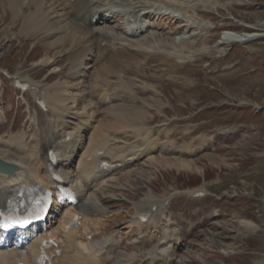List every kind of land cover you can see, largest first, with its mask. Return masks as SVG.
I'll return each mask as SVG.
<instances>
[{
	"label": "rangeland",
	"instance_id": "rangeland-1",
	"mask_svg": "<svg viewBox=\"0 0 264 264\" xmlns=\"http://www.w3.org/2000/svg\"><path fill=\"white\" fill-rule=\"evenodd\" d=\"M211 1L214 7H211L209 11H203L206 13L205 16L210 18L200 19L204 26L206 24L212 28L201 30L200 33L205 39L193 43L196 38L190 37L191 32L183 36L189 44H193L192 50L187 49L189 47L184 49L187 55L190 53L189 50L193 53L196 50V53H199L200 50L205 49L207 57L192 58L194 55H188L185 59L180 58L181 60L191 59L195 63L179 71L178 69L175 71V68L166 72L151 71L150 73L155 74L156 85L162 91L159 97L165 103L163 104L160 100L163 104L160 105L157 100H153L158 98L156 95L147 97L146 100L150 105L148 107L145 105L148 112L145 114L147 113L146 115L150 118L152 116L149 111L150 107L157 106V111L163 107L161 110L169 114V117L158 114L152 107L153 114L158 115V117L154 115L152 120H157L158 124L169 122L168 124L174 130L175 139H178L185 130H188L185 134L193 132V128L197 129L186 137L187 140L200 133L209 136L201 135L204 139L203 143L197 137L199 145L196 146L193 144L194 139L184 141L176 152L192 153L190 151L192 148L202 147L208 139L209 142L198 154L189 156L191 158L178 155L174 153L175 150L168 152L167 149L159 155L162 156L161 159L146 163L145 157V163L140 165L142 168L138 166L111 180L112 184L121 186L117 190L109 189V194L113 197L109 204L114 205L111 207L114 212H120L124 205L120 202V205L116 206L120 193L123 195L130 193L131 196L135 193V197H132L135 199L148 192L151 189L149 186L159 197L166 196L175 189L189 190L206 187L217 197L208 195L205 198L196 199L188 196L179 199L175 196L168 208L167 214L175 219L177 215H180L193 222L189 234L187 233L185 247L179 251L176 264H262L264 263V0ZM7 3L6 0H0V68H8L24 76L31 74L42 79L46 76L47 70L34 68L35 63L40 62L42 58L43 65L52 66L53 70H56L60 51H53V48L48 45H46V50L40 46L35 48V43H39L37 38L32 40L24 38L22 29L18 30L14 21L16 29H13V14L9 11ZM195 6H197L196 13H201L198 5ZM201 7L208 8L209 6L202 4ZM30 9L27 7L28 11ZM190 17L193 16L190 14ZM172 26L176 28L175 25ZM184 27L187 28V26ZM222 27L231 29L223 31L220 30ZM244 30H248L247 40H231L233 36L245 34ZM16 31L18 32L15 33ZM179 33V31L171 30L170 19L164 17L145 34L150 35L152 39L148 44L159 43L161 38L165 37V40L173 41L176 45L179 41ZM224 39L227 42L221 44ZM67 45L68 43L64 47ZM48 54L55 57V64H49V60L47 62ZM66 57L64 58L66 64L60 67V70L66 67L69 72ZM105 64L102 69L110 68L106 61ZM95 74L96 69H92L90 78L93 79ZM69 76L70 74L65 79L59 80L70 81L71 78L67 79ZM5 81L0 79V84L7 83ZM5 95H7L6 92L0 91V101L5 100ZM8 96V101L0 104V116L3 117L2 114L6 113L9 118L7 123H0L6 124L0 125L1 141H7L6 134H17L24 131L33 136L32 125L28 122L29 116L25 108L21 106V102L17 103L16 93L13 92V96L9 93ZM150 100L151 103H149ZM136 103H125L124 109L141 107L133 106ZM121 105L123 104L105 106L110 108L109 113L103 111L105 107L98 109L96 117L98 127L106 126L99 122V119L100 116L105 117L107 114L108 117L112 116V122L108 124L112 125L115 116L111 114V111L123 110ZM175 116L183 119H175ZM47 117V114L46 117L45 114L39 115V119L43 122L45 118L47 120ZM107 121L109 120L102 122ZM12 125L13 131H11ZM19 135L27 137L24 133ZM164 135L166 133L162 134V137ZM5 150L0 146V152L4 154V158L8 154ZM14 150H17L20 154H16L20 156L21 153H27L31 149L28 147L21 149L13 145ZM170 153L174 154L170 155ZM180 160L190 161L192 166L184 167L179 163ZM132 170L135 171L132 172ZM106 189L104 196L107 193ZM106 196L108 201L110 196L108 194ZM156 198V203H158L159 199ZM84 206L88 207L87 201L84 202ZM95 207L94 204L93 208ZM133 213L136 220L134 210ZM70 215L65 218L68 219ZM121 217L122 215H118L114 223L110 222V229L121 226ZM155 221L157 220H153ZM185 223L187 226L190 225L188 222ZM106 225L108 224L105 223L103 226ZM100 232L101 230L98 235ZM113 236L117 241L119 240L118 235ZM106 237H98V240L102 241ZM87 245V252L82 250L84 253L91 250L89 241ZM231 248L242 249L235 254L220 255L221 252L224 253L223 249L230 250ZM144 252L143 249L140 257L145 255Z\"/></svg>",
	"mask_w": 264,
	"mask_h": 264
},
{
	"label": "bare ground",
	"instance_id": "bare-ground-1",
	"mask_svg": "<svg viewBox=\"0 0 264 264\" xmlns=\"http://www.w3.org/2000/svg\"><path fill=\"white\" fill-rule=\"evenodd\" d=\"M124 1V0H121ZM128 5H133V12L128 13L130 15H134L135 17L139 16L141 11L145 10H153L155 7L154 3L150 4L149 0H126ZM8 6L13 10L14 23L17 20H20L22 31L31 34V35H42L45 39L44 42L46 45L54 48L57 45L62 44L63 46L68 43L67 50V61H68V74L71 77L82 78L85 76L84 73H81L79 70L80 62H82L84 56L93 52V45L97 42L98 36L95 32L96 30L91 27H87L85 23L79 21L77 17L82 15L83 17H87L90 12L89 9L93 8L90 6L89 0H7ZM189 3V2H188ZM150 4V5H149ZM187 5V3H185ZM27 7L31 9L28 11ZM183 7L185 5L183 4ZM187 7V6H186ZM197 7V6H196ZM194 7V12H197V8ZM158 12L157 9H155ZM180 20H182L180 18ZM189 20V17L188 19ZM191 22V27H195L197 29L201 24L198 22ZM190 25V23H189ZM209 28L208 26H202V28ZM143 27L140 26L139 30L131 29V34L135 35V32L141 31ZM124 33L123 35L114 34L110 31L103 33L104 39L109 41L110 45L107 49H110L109 59L106 60L107 64L110 66L108 69H101L95 80L91 85H89V96L86 99H79L74 93L71 91L73 88L77 87L75 82L57 80L50 85H40L38 82H34L30 80L31 85H34L29 88L30 92L33 94L34 99H38L37 95L41 94L44 98L47 107L50 111L47 117V129H46V137H44L45 141L50 140L51 138H56L58 133L62 135L69 136V141L65 144L61 145L60 151L62 154V160L59 163L60 169L65 172L67 171L68 176L71 181H74L76 184V178L78 176V170L82 165H86L84 159L85 155H92L91 152L95 150L96 158L91 161L89 167L85 170L90 169L94 170L97 165V161L99 159L100 150L102 149V144L108 143L110 146V160L114 162L122 161L124 158L131 156L135 162L129 166L130 164H126L121 166L116 170L115 173H125L126 171H131L134 168H142L140 166L146 157V163L152 162L154 160L161 159L162 156H159L165 149H167L170 144L174 145L173 139H169L172 135V132L169 130V124H153L154 126H145L142 124L141 126L135 124L136 119L143 120L145 119V112H147V108L150 104H148L147 100L144 99L142 95H146L147 97H155L158 94V89L154 84L152 78L148 75H145V81L137 80L134 77L126 76L127 71H135L139 73L143 70L145 66L149 68H155L157 70H164L165 68L172 67L173 65L178 64L177 58H182L188 56L185 48H187V41L183 38L182 43L179 47L175 45L173 41H167L164 38H161L159 43H156L158 46H152L149 48H143L138 42L139 40L135 38H131L127 35V30L125 27H122ZM149 29V25L146 24V28L144 31ZM199 30H193L191 32L190 37H194L197 39V34L200 32ZM143 31L140 32V34ZM137 35H139L137 33ZM234 38L231 40H245L248 36L247 34H242L239 36H233ZM149 40L150 37H147ZM195 39V40H196ZM228 39V38H227ZM226 39V40H227ZM160 40V39H159ZM229 40V39H228ZM230 41V40H229ZM227 41L222 40L221 44L226 43ZM113 43H121L123 48L118 49L113 47ZM90 52V53H89ZM57 53V52H56ZM189 54V53H188ZM54 55V54H53ZM101 53H98L95 56L94 61L90 62L91 65L95 63L98 59H100ZM47 62L49 64H55V57L51 56V54L47 55ZM57 58V57H56ZM44 63V61H43ZM105 67V66H104ZM72 79V78H71ZM43 91V92H41ZM114 97V104H123L121 107L123 110L119 111H111V114L115 116V120L112 125L98 127L97 115L98 109L106 105L105 102L107 98ZM120 101V102H118ZM142 103L144 106L138 107L136 109H124L125 103ZM118 102V103H115ZM80 103L83 107V110L78 112V115H85L87 118L78 119V125L72 129H69L67 124L66 114L69 112L72 104ZM70 105V106H69ZM146 105V107H145ZM128 106V105H127ZM137 107V106H136ZM119 109V108H118ZM62 110V111H61ZM64 110H66L64 112ZM61 111L60 113H58ZM148 113V112H147ZM146 113V114H147ZM147 116V115H146ZM34 124L36 126V132L38 134V140L42 141L43 135L45 134V129H41L38 125V119L33 117ZM100 124V123H99ZM100 126V125H99ZM105 130V131H104ZM191 131V130H190ZM89 133V146L85 148L82 156L84 155V159L81 158L79 160L78 165L74 164V156L70 157L74 153H79L82 151L84 145V141L86 139V134ZM166 138L165 140H161L162 134ZM102 135L101 143L93 148L91 145L96 140V138ZM131 136L134 139L130 142L127 140V137ZM201 143L204 142V139L199 136ZM163 139V138H162ZM104 140V141H103ZM11 143L17 148H25L32 149L30 145V141L24 135L13 136L9 139ZM91 146V147H90ZM43 147L45 144L41 145L40 151H38V155L32 163V165L46 164V152L45 157L42 155ZM192 148V147H191ZM201 147L197 146L192 148L190 151L193 153ZM15 151V150H14ZM18 152V151H17ZM19 153V152H18ZM35 153L37 154L36 150ZM20 154V153H19ZM8 160H12V156L8 153L6 155ZM69 156V157H68ZM10 157V158H9ZM92 157V156H91ZM21 161L24 159L27 160V153H21L20 155ZM177 159V158H176ZM86 160V159H85ZM145 163V162H144ZM179 163L184 167L192 166L190 161L180 160ZM30 166V167H31ZM43 166V165H42ZM29 167V168H30ZM34 168L37 172H41L40 167L38 165ZM22 169L17 170L14 176H4L0 173V186L4 189L9 188L14 183H16L19 178L20 173L22 174ZM94 179L97 174L94 173ZM24 182H33L32 178L24 174ZM21 178V179H23ZM112 180V179H111ZM109 183L108 179L103 180L97 186H94L91 190L82 189L83 195L81 198L85 201L95 198L97 201L95 210L105 211L104 202L107 201V196L105 193L106 185ZM80 191V189H79ZM97 192V193H96ZM98 194V195H97ZM103 203H102V202ZM157 198L152 193H147L143 198L134 203V212L136 214V220L133 219L136 223H140V219L138 218V214L145 207H150L148 212L150 216H155V222L153 225L156 228V231L161 233V241L163 246V252L160 254L157 250L148 251L149 253V261L147 264H156L155 262L157 254H159V259L162 264H170L169 258L174 255L175 245L172 242V235L177 237V233H181L182 228L179 227H170L171 222L161 223L160 222V212L159 204L156 203ZM156 203V204H155ZM154 205L156 208L150 210ZM77 208H82L84 210H88V207L84 206L82 203V207L78 206ZM73 216V211L71 216L68 219H65L64 222L71 220ZM173 226V225H172ZM88 227V226H87ZM174 230V232H171ZM181 231V232H180ZM55 234L53 231L52 234ZM69 235L72 234V231H69ZM151 233L148 237L153 236ZM11 237V236H8ZM8 237H3L2 232L0 231V243ZM30 238V237H29ZM27 238L25 241H27ZM41 236L32 237L25 244L22 245L20 249H13L10 247L2 248L0 247V264H18L19 260H22L24 264H34L31 260L33 257H36L38 254L39 241L41 240ZM178 239V238H176ZM15 241V240H13ZM89 244L91 245V250L88 253H84L82 249L73 243L72 241L67 240L65 250L62 253V258H67L69 264H73L80 259L81 264H106L105 259L107 256L103 255L105 253H110V248L108 245L110 242L117 241L116 238L112 236L106 237L104 240L99 241L97 236H92L90 238ZM176 243V242H175ZM160 246H155V249H158ZM105 249V250H104ZM72 252V253H71ZM128 256V255H125ZM134 255L129 256V261L132 262ZM116 264H128L122 260V263L117 259L115 261Z\"/></svg>",
	"mask_w": 264,
	"mask_h": 264
},
{
	"label": "water",
	"instance_id": "water-1",
	"mask_svg": "<svg viewBox=\"0 0 264 264\" xmlns=\"http://www.w3.org/2000/svg\"><path fill=\"white\" fill-rule=\"evenodd\" d=\"M4 169L2 166H0V170Z\"/></svg>",
	"mask_w": 264,
	"mask_h": 264
}]
</instances>
